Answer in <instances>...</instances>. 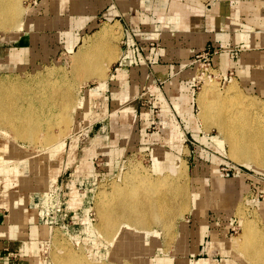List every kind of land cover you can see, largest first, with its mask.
<instances>
[{
  "label": "rangeland",
  "instance_id": "obj_1",
  "mask_svg": "<svg viewBox=\"0 0 264 264\" xmlns=\"http://www.w3.org/2000/svg\"><path fill=\"white\" fill-rule=\"evenodd\" d=\"M113 1L112 5L115 4V0ZM174 1L180 2V0H172L170 2ZM195 1L199 2L198 6L205 4L210 11H213V8L218 6L220 8L219 13L227 15V19L233 18L231 17L232 15H238V18H241V24H228L230 29L227 28L226 31L230 30L233 32L234 29H238L241 33L248 34L251 39L254 34L258 33L260 35L256 39L258 40L260 37V39L264 40V0H231V4H226L228 0H193L191 3ZM20 2L24 9L30 8L29 12L23 14L21 19L25 27L27 24H29V27L18 36V38L22 36L18 41V38L14 37L20 31H14L16 28L5 30L0 26V50H4L0 58L6 56L11 48L12 54L20 47L21 49H26V52L19 61L16 59H4L5 57L2 58L3 60L0 59V79H5V76H9L16 82H28L33 80V75L36 77V74L40 72L45 75L54 68L59 69L76 81V86L73 90V94H76L73 95L74 100L77 99L76 96H79L78 91L84 85L93 87L98 84L95 78H89L87 82L83 80L84 78L79 79L78 65L73 61L74 52L101 25L105 23L114 24L119 21L121 35L115 41L119 58L124 28L128 30H131L132 27L135 28L136 23H133V26L130 27V18H133L132 20L134 21L132 22L137 21L134 18L136 10L133 7L127 13H123L118 9L120 17L111 19L103 17L104 15L106 16V13L95 14L86 12L83 9V0H21ZM215 2L219 3L216 4ZM246 2H251V10L244 9L247 11L244 12L242 10V13H240L241 10L238 9ZM231 5L235 7L231 8ZM232 10H235V12ZM95 18H97V22L94 21ZM239 25L241 26L240 28ZM161 38L162 35L160 34L155 39L156 41L150 44L156 48L160 47ZM23 46L26 47L24 48ZM206 47L218 50V53L227 51L233 57L239 56L241 51L244 50L241 46H235L227 50H222L220 47L217 49L211 45ZM203 48L201 47L198 52H202ZM253 51L255 50L253 49ZM197 53L193 56L192 62L194 68L192 83L195 89V117H193V120L196 128L185 125L179 118L181 130L185 133L184 139L180 142L179 140H173L174 138L169 139V136H166V140L163 139L165 132L160 123L162 120L161 108L155 103L156 99L153 96L142 101L146 108L152 110L154 115L152 117L155 118L154 124L148 128V132L153 134L152 138L145 140L140 137L136 144L130 145L129 150L125 151L119 158L118 155L112 160H108L105 156H94L96 173L93 176H81L79 175L81 173L72 172L68 167L84 158L82 151L87 145L90 127L95 119L80 121L79 128L74 132L72 131L67 137L66 148L60 150L53 158L49 157V149L42 139L38 140V143L36 141L37 144L35 142L31 143L29 140L18 139L16 141L20 144L16 143L13 146L14 139L11 140L10 137L0 133V151L6 145H9L8 153L12 155L11 157L8 154L4 155V160L0 162V172L10 177H18L27 171L32 172L35 170L36 173L30 174L33 177L35 174V176H39L42 179L48 178L50 183L57 179L56 185L59 187L61 198L70 204L71 197H75L76 206L74 205L73 209L83 216L84 221H79L74 215H71L69 222L72 223V227H70L68 232L61 228L51 227L49 236L43 242L40 258L38 256L40 260L44 261V264L45 262L46 264H54L53 255L58 252L54 242L56 237L61 240L60 242L63 245H69L78 254L82 253L81 255L86 259V264H250L247 257L245 259V256H239V253L232 252L228 247V243L231 244L233 240H241L244 232L242 216L249 220H254L258 228L264 229V167L259 168L253 163L233 160L229 153V145L220 133L219 127L216 124L213 125V123L205 124L199 118L200 108L197 98L209 76H204L202 69H200L201 67L198 69V66L194 64V60H197ZM117 61L118 59L111 67ZM213 69L216 74V88L223 94L226 87L232 82L231 78L234 72L230 70L227 74L228 76L225 77L224 73L216 65ZM250 72L252 75H256L257 70L253 68ZM52 76L58 78L56 74ZM201 77H203L202 80ZM210 78L214 79L213 76H210ZM233 80L237 83L241 94L243 93L242 95L250 97L246 100L251 99L264 103V90L250 87L249 83H246L247 81L245 80L243 81L242 78ZM165 84L163 81L160 82L162 89H164ZM156 88L157 86H153V88L146 87L142 92L143 96H150ZM54 90L61 91L60 88H55ZM186 113L189 114L187 111ZM75 115L73 113L71 116L76 119ZM122 119L127 122L125 124L127 127L130 125L133 128L137 125V122L131 120L130 117H122ZM3 126L0 125V129H5ZM54 129L53 133L58 135L61 133L58 127ZM127 132L123 131V136L128 135ZM76 138H78L77 146L75 150H72L71 144H74ZM30 146L35 150L37 149L40 155L46 156L40 158L38 162V159L33 157L39 156V154L29 156L32 152V150L28 149ZM17 147H20L18 152L19 148ZM159 150L163 152L161 164L164 166V170L160 169L161 172L157 171L155 167L156 160L159 159ZM0 156H3L2 152H0ZM12 158H18V164L22 168L16 169L17 164L15 165V162L11 160ZM171 158V161L175 164L170 162ZM69 159L70 164L67 165ZM129 161L133 162V164H138L139 162L140 166L146 169L147 173H150L153 177L173 171L174 167L177 171L185 165L186 171L182 180L186 182L188 192L187 199L186 197L175 196L174 189H164L165 192L167 191L165 195L169 196L171 203L173 202L171 204L174 211L173 215L171 214L170 219L150 221L148 227L152 228V231L157 232H155V236L142 237L141 244L137 246L136 255L132 252L130 254L119 251L118 244H114L106 236H103L99 230L101 223L99 218V195L106 189V192H109L115 183H124L125 174L123 175V173L128 170ZM28 162H32L34 167L30 170H25L26 168L24 167L27 166ZM14 169L16 172H14ZM172 174L174 176L177 175L176 172ZM35 201L37 202V198ZM171 218L174 219L172 220ZM209 219H214L215 222L218 224L222 223L223 226L226 223L230 224L229 232H198L197 230L205 229V224L200 221ZM40 224L45 225L41 221Z\"/></svg>",
  "mask_w": 264,
  "mask_h": 264
},
{
  "label": "crops",
  "instance_id": "obj_2",
  "mask_svg": "<svg viewBox=\"0 0 264 264\" xmlns=\"http://www.w3.org/2000/svg\"><path fill=\"white\" fill-rule=\"evenodd\" d=\"M192 1L180 0L182 12L179 6L173 11L170 0H120L119 2L115 0L114 5H112L113 0L83 2V9L86 12L106 13L103 17L111 19L120 17L118 9L127 13L133 7L136 10L134 18L137 21L132 22L134 20L130 18L129 22L130 27L136 23V29L124 28L120 56L111 67L106 82L103 85L98 83L93 87L83 88L85 94L83 96L88 106L86 110H80L81 113H75L74 131L79 128L80 121L95 120L92 121L87 139L90 142H87L82 151L84 158L71 164L69 170L79 172L81 173L79 175H85L84 177L93 176L96 173L94 156H105L108 160H112L118 155L119 158L129 150L130 145L136 144L140 137L145 140L151 139L153 134L148 132V128L154 124L155 118L152 117L154 116L152 110L142 104L143 100L150 99L151 96L161 108L160 123L165 132L164 140L166 136L179 142L184 139L185 133L181 130L179 118L185 125L196 128L193 120L195 92L192 83L194 76L192 62L193 56L201 47L211 45L217 49L220 47L222 50H227L241 46L244 50L237 57H233L227 51L215 54L212 58L214 64L225 77L230 70H233L231 80L242 78L250 87L264 90V40L260 37L256 39L260 34H254L251 39L248 34L241 33L238 29L228 32L226 29H230V24L240 23L241 18H238V15H232L233 18L227 19V15L219 13L218 6L210 11L205 4L202 7L198 6L199 2L191 3ZM226 4H231V0L226 1ZM234 7L231 5V8ZM251 8V2H246L238 10L242 13V10L250 11ZM94 21L97 22V18ZM182 21H186V24ZM28 27L29 24L14 38H18ZM160 34L162 35L160 47H153L150 43L156 41ZM18 51L22 54L20 53L17 58L21 59L26 49L20 47L13 52V55H17ZM3 53L4 50H0V55ZM11 54L12 48L4 56L5 58H2L14 60L11 59ZM253 68L257 70L256 75L250 72ZM162 81L166 83L164 89L160 86ZM153 86H157L156 90L154 89L150 96H143L144 89ZM125 105L129 109L122 116V112L117 110ZM122 117H130L137 122V125L133 128L130 125L125 126L127 122ZM123 131H128V135L123 136ZM77 141L78 138L75 139L74 144H71L72 150H75ZM65 148L66 144L63 150ZM171 160L172 158L170 162L173 163ZM69 164L70 159L67 162V165ZM32 173H36L35 170L27 171L18 177H10L0 172V264H44L39 258L43 242L49 236L51 227L40 224L35 199L38 198V193L48 189L50 180L42 179L35 174L33 177L30 175ZM200 222L205 224L203 232L230 230V224L226 223L223 226L214 219ZM11 252L17 255L11 256Z\"/></svg>",
  "mask_w": 264,
  "mask_h": 264
},
{
  "label": "bare ground",
  "instance_id": "obj_3",
  "mask_svg": "<svg viewBox=\"0 0 264 264\" xmlns=\"http://www.w3.org/2000/svg\"><path fill=\"white\" fill-rule=\"evenodd\" d=\"M20 1L0 0V26L3 29L16 28L14 31L21 32L25 28L21 19L23 14L29 12L30 8L24 9ZM85 1L83 0L84 3ZM171 4L173 11L179 6L180 12H182L180 2L174 1ZM182 23L186 24L184 21ZM120 35L121 25L117 21L114 24L105 23L101 25L92 36L83 41L73 54V61L78 65L79 79L84 78L83 80L87 82L89 78H95L100 85L106 82L111 65L118 59L115 41ZM20 53L22 54L21 51ZM20 53L12 54L11 59L20 60L17 58ZM41 73L36 74V77L33 75V80L28 82H16L9 76L0 79V125L5 127L3 130L0 129V133L10 137L11 140L14 139L13 146L19 143L16 141L18 139L29 140L31 143H36V141L38 143V140L42 139L49 149L50 158H52L65 147L67 137L76 128L73 126L76 124L75 119L71 115L80 110H86L88 103L85 102L83 96L85 85L82 88L79 87V96H76L77 99L74 100L73 95L75 93L73 94V90L76 86L74 78L55 68L45 75ZM55 74L58 78L52 76ZM215 81V78H207L206 84L197 98L200 108L199 118L205 124L213 123L219 127L220 133L229 145V153L233 160L253 163L257 167L263 168L264 103L251 99L246 100L250 97L241 94L233 79L223 94L216 88ZM55 88H60L61 91L54 90ZM127 109L129 108L125 105L117 111H121L124 116ZM70 113L72 114L70 115ZM55 127L60 130L59 135L53 133ZM17 148L19 150H15L20 151V147ZM8 149L9 145H6L0 151L3 154L0 156V162L4 160L6 154L12 156L8 153ZM28 149L32 150L30 157L39 154L38 150L31 146ZM158 155L159 159L156 160L155 167L157 171L161 172L164 168L161 164L162 150L158 151ZM44 156L39 154L33 158H37L39 162L40 158H44ZM11 160L15 162V165L17 164L16 169L21 167L18 164V158ZM33 167L32 162H28L24 168L30 170ZM185 171L186 166L183 165L177 171L174 167L173 171L153 177L140 166L139 162L138 164L130 162L128 170L123 173V175L125 174L124 183H115L116 185L113 183L114 185L109 192H106L107 189H103L104 191L99 195L100 233L114 244H118L119 251L135 254L137 246L141 244L142 237L149 238L147 236H155V232H157L148 227L150 221L169 218L174 212L171 206L173 202L171 203L169 196L165 195L167 191L165 192L164 189H174L175 196L188 199L187 185L182 180ZM174 172L177 173L176 176L172 174ZM242 224L244 225V232L241 240L231 241V244L228 243V247L232 252L239 253V256H245V259L247 257L250 264H264V229L258 228L254 220H249L243 216ZM167 226L169 225L167 224ZM203 231L200 229V232ZM127 233L129 234L127 235ZM60 241L57 237L54 238L58 249V252L53 255L54 264H86V259L81 255L82 253L78 254L74 251L75 249L72 250L69 245H63Z\"/></svg>",
  "mask_w": 264,
  "mask_h": 264
},
{
  "label": "built area",
  "instance_id": "obj_4",
  "mask_svg": "<svg viewBox=\"0 0 264 264\" xmlns=\"http://www.w3.org/2000/svg\"><path fill=\"white\" fill-rule=\"evenodd\" d=\"M201 51L197 53V60H194V64L198 66V69L201 67L200 69H202L201 71L204 76H213L216 78V74L213 72L215 65L212 62V58L218 53V50L204 47ZM202 79L203 77H201ZM193 90L195 92L194 88ZM56 181L57 179L51 181L48 191L39 194L35 207L38 210V216L41 222L50 227L61 228L68 232L70 231V227H72V223L69 222L71 215H74L79 221H84V219L81 214L73 209V206H76L75 197H71V205L68 201L61 198L62 195L60 194L59 187L56 185ZM10 255L16 256L17 254L11 252Z\"/></svg>",
  "mask_w": 264,
  "mask_h": 264
}]
</instances>
